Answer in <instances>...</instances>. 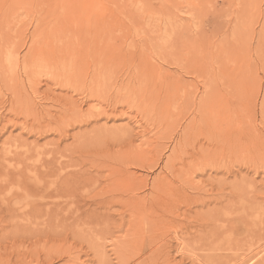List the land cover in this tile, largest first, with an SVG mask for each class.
I'll return each mask as SVG.
<instances>
[{
    "label": "rangeland",
    "instance_id": "374dc122",
    "mask_svg": "<svg viewBox=\"0 0 264 264\" xmlns=\"http://www.w3.org/2000/svg\"><path fill=\"white\" fill-rule=\"evenodd\" d=\"M194 70L196 75L191 74ZM14 91L18 104L28 107L11 109L16 101ZM90 92L98 97L92 98ZM204 102L212 106L209 111ZM200 109L213 111L212 118L220 116L218 122L225 123L229 131L240 124L248 127L249 134L243 137L248 144L245 153L229 154L227 163L240 159L249 165L240 176L255 178L256 191L264 189V175L259 177V161L264 158V150H259L264 146V0H0V152L4 147L20 154L30 151L33 157L28 163L38 164V173L101 176L100 189L111 180V168L117 176L131 174L136 182L150 184L146 191L134 193L145 207L151 203L150 188L155 180L166 175L172 179L163 169L184 130L193 123L201 124ZM167 110L172 115L168 122L174 126L169 132L167 125L159 124V113ZM230 112L235 116L231 118ZM118 130L130 135L120 146L113 135ZM173 130L175 137L170 139ZM256 135L260 144L253 138ZM252 140L259 144L258 149H250ZM205 141L201 139L192 158H185V166L202 158L199 145L212 148ZM130 144L151 159L161 153L160 168L127 171L120 166ZM59 162L67 166L60 169ZM172 162L180 173L183 164ZM23 165L22 158H17L9 168L25 171ZM97 165L102 171L97 172ZM222 176L214 173L208 181L209 174L198 172L185 179L206 185L208 190ZM14 180L2 175L0 186L16 189ZM112 189L121 190L119 186ZM3 190V206L11 203L13 211H21L25 199L13 198ZM74 207L67 205L65 212ZM122 212L121 207L111 210L116 235L113 241L109 237L102 243L107 264H163L138 252L140 244L136 245L133 231L129 235V218L124 222ZM147 214L141 225L146 226ZM17 227L7 226L0 234V264H101L86 242L66 243V234L34 237L28 231L16 235ZM175 247L168 248L170 264H200L195 255L181 257ZM69 251L85 254L76 263L69 260Z\"/></svg>",
    "mask_w": 264,
    "mask_h": 264
},
{
    "label": "bare ground",
    "instance_id": "6f19581e",
    "mask_svg": "<svg viewBox=\"0 0 264 264\" xmlns=\"http://www.w3.org/2000/svg\"><path fill=\"white\" fill-rule=\"evenodd\" d=\"M44 34L41 35V37H43ZM36 36L37 35L34 33L32 39H36ZM54 59L56 58L54 57ZM191 74L196 75V70ZM75 90L77 92H82L76 87ZM90 93L92 98L98 97V95L94 96L92 92ZM211 95L213 96V93ZM13 96L16 98V101L14 105H11V109H23V107L27 105V103L25 104L23 102L18 104V95L15 91ZM208 99L209 97L207 100ZM112 101L115 103L114 100ZM202 103L203 100L200 102L201 107L204 105H202ZM224 104L226 105V103ZM2 105H4V103ZM206 105L207 108L209 106L210 108L212 107L211 105ZM113 110H116V107ZM207 111H209V108ZM211 112H204L200 109L201 124L199 123V125H197L193 123L184 130L181 141L175 145L176 147L172 152V157L167 161L163 169L170 173L172 179L169 180L170 176L166 175L155 180L150 188L153 193L151 203L150 205H145V207L141 206L139 198H137L134 193L140 190L146 191L150 185L148 181L142 182V180H139L136 182L137 177L131 176V174H127V176L124 174H122V176H117L115 175V169L111 168V180L108 182L107 186L100 189V186L104 182V178L101 176L81 174L78 176V173L74 172L73 174L66 172L56 177H53L54 175L49 176L48 173L40 174L37 172L38 164L28 163L31 157H33L30 151L20 154L17 150L4 147L2 152H0V178L2 175L6 177L13 176L15 179L13 185L17 187L13 189V186L10 188L0 186V190L4 189L2 193L11 194L13 198L23 197L26 204L21 211L17 212L12 210L13 207H11V203H6L3 206L0 201V234L5 233V227L11 226L13 229L18 226L19 222L21 224L17 228L20 230H14L16 231V235H18V232L27 235L28 231H30L29 235H33L34 237L35 235H42L43 237L51 238L52 236L59 237L61 234H66V243H69V240H81L86 242L94 258L101 264H107V252H104L102 243L105 238L108 239L110 237L112 241L115 238V233L112 232V227L115 222H113V212L111 213V210L115 207H121L123 209L122 214L124 215H122V220H124L125 217H127V219L129 218L127 221L129 225V235L132 234V231L134 232L133 237L135 236L134 238L138 240L136 245L138 243L140 244V248L138 246L137 250L138 252H142L143 256L148 254V256L145 257L147 259L162 260L163 264H170L171 262L168 261L170 259V251H168V248L171 244H175V246H177L175 247L177 254H181V257L184 254L195 255L198 257L200 264H264V192H262L264 189L259 192L256 191V188V190L253 189L254 186H256L254 185L256 182L255 178L252 180L247 178V175L246 177L240 176L249 165L247 166L241 162L240 159L235 161L234 164L227 163L229 154L236 152V156L240 155L248 145H246L243 139L245 134L247 136L249 134L246 129L248 127L241 126V124L239 127H236L238 126L236 124H239V122H237L235 124L236 126H234L237 130L231 131V129L229 131L225 123L222 122L220 125V122H218L220 121L218 120L220 116L217 119L215 116L213 117L215 119H213L211 117ZM223 112L226 113L225 111ZM232 112H230L231 118L235 116L231 114ZM236 112L234 114H236ZM162 113L163 112H161V114L159 113V124L163 123L167 125L166 130L169 132L174 127H171L168 122L172 115L168 110ZM236 115H238V113ZM213 120L215 121L213 122ZM233 120L234 119L231 120L232 123ZM209 121L211 123H209ZM239 121L242 122L243 120L240 119ZM38 126H40V124H38ZM7 127L8 126H5L3 131H5ZM174 132L173 130L170 139H174ZM253 132H255V130ZM128 133L129 132L126 130L113 132V135L118 138L117 140L114 139L116 145L120 146L125 143L130 137ZM249 136L250 138L252 137V135ZM257 137L258 135L253 138L260 144L259 140L256 139ZM202 138H204L208 146H212V148H204L199 145L202 147L201 149L199 148V152H202V155L200 154L202 158L185 166L183 161L185 158H192L196 150L195 148L201 142ZM257 142H254L255 145L254 143L251 144L250 149L253 148L252 150H255V146H257L256 148L258 149L259 144ZM203 144L204 140L202 141V145ZM126 149L125 152L128 156L120 160L118 164L127 171H129L130 168L151 171L157 167L158 169L160 168L159 166H161L160 163L162 160L161 153H158L157 157L154 158L156 160H154L151 159L152 157L144 150L140 151V149L134 148L132 144ZM261 149L264 150V146H259L260 151H262ZM190 150L192 154H190ZM196 155L197 154H195V156ZM17 158H22V161L25 163V165H23L24 169H26L25 171L21 170L16 172L10 170L9 164L11 165V162ZM172 160L179 161L180 164H183L185 169L183 167L179 173V170L176 168L175 170L174 166H172ZM259 160H261L260 157ZM65 165L66 163L64 162L58 163L60 169H64L63 167H65ZM95 167L97 168V172L102 171L101 165ZM31 171H35V173ZM198 172L202 175L209 174L208 181L212 179L214 173L215 175L223 174V176L217 180L216 184L212 183L207 190L206 185L197 186L185 179L186 175L191 173L197 174ZM262 174L264 175V158L259 161V177ZM161 175L162 173L160 177ZM76 176L79 178H75ZM230 178H232V181ZM201 183H205V181ZM176 184H179L180 187H177ZM116 186H119L121 190L112 189ZM184 186L190 190L192 195L187 191L188 189L186 191L182 190L184 188L181 187ZM183 203L187 205L185 208H183L184 206L181 207ZM69 204L75 207L65 212V208ZM146 213H149L147 214L148 222L146 226H144L140 223L141 220H144L142 216ZM125 221L126 220H124V222ZM25 232H27V234ZM125 241L127 243L131 242V240L128 239ZM133 243L134 242H132L131 245H133ZM1 251L2 248L0 247V252ZM65 252L67 253V251ZM69 253V260L73 262L80 261L82 254H85H75L72 251H69ZM139 257L140 256L137 255V259ZM196 262L197 261H195V263ZM195 263L193 261V264Z\"/></svg>",
    "mask_w": 264,
    "mask_h": 264
}]
</instances>
